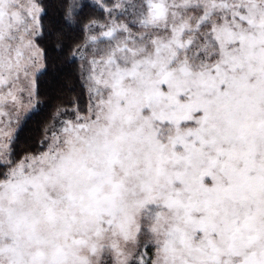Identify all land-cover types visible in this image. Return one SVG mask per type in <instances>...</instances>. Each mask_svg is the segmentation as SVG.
Returning a JSON list of instances; mask_svg holds the SVG:
<instances>
[{"label":"snow or ice","instance_id":"snow-or-ice-1","mask_svg":"<svg viewBox=\"0 0 264 264\" xmlns=\"http://www.w3.org/2000/svg\"><path fill=\"white\" fill-rule=\"evenodd\" d=\"M0 264H264V0H0Z\"/></svg>","mask_w":264,"mask_h":264}]
</instances>
